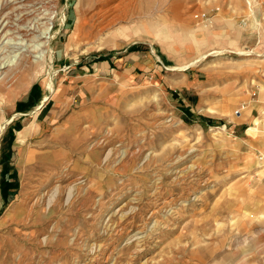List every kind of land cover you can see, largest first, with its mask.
Wrapping results in <instances>:
<instances>
[{"label": "rangeland", "instance_id": "obj_1", "mask_svg": "<svg viewBox=\"0 0 264 264\" xmlns=\"http://www.w3.org/2000/svg\"><path fill=\"white\" fill-rule=\"evenodd\" d=\"M128 2L0 0V264H264V0Z\"/></svg>", "mask_w": 264, "mask_h": 264}, {"label": "bare ground", "instance_id": "obj_2", "mask_svg": "<svg viewBox=\"0 0 264 264\" xmlns=\"http://www.w3.org/2000/svg\"><path fill=\"white\" fill-rule=\"evenodd\" d=\"M78 3L83 4V0H78ZM84 3H85V5L87 7H86V11L83 10V12H85V15L83 16V21H79L78 22L77 27H76V29L74 31V37L76 36V38H78L79 36L80 37L81 36L82 37L83 36L86 37V36L90 35L92 33L93 29H95L97 31H100V32L104 31L110 24H112V23H114L116 21H119L122 17H125L127 15L126 11H128V9H131V7L129 6V2L127 3V0H84ZM136 8H137V6L135 7V10H136ZM193 11H194L193 12L194 15H198L199 14L197 8L195 10H193ZM148 13L150 14V12H148ZM189 13H190V11H189ZM37 30H38V36H40L42 38H39V41H38L39 44H40L41 49L38 52V56L35 57L36 58L35 61H32V57H31L30 52H29L28 49H25V50L21 49V53L18 55V57H14L15 58V63L10 65V66H6L5 70L3 71L4 73H2V72L0 73V74H3L0 77V83L4 82L3 81L4 79L5 80L8 79V77H9L8 76V72L13 67L22 69L21 72H25V71H28L27 69L31 65H33V63H35L37 65H40V64H43L45 62L46 55L51 53V49L48 46V44L50 43V35L49 36H46V35L43 36V33H48L47 30L40 31V32H39V28H37ZM35 31H36V29L33 28L30 32H29V29H28V30H26L24 32H21L19 34L22 35V37H26V36H30L31 33H34ZM74 37L72 36V38H74ZM39 44H37V46H39ZM244 53L245 52H242L241 54H244ZM17 73H18V71H17ZM20 74L19 75L16 74L17 76L15 75V77L19 76L21 78L22 74L21 75ZM32 74H33V71H32ZM16 80H18V78ZM19 80L20 81H18V83H16L14 85V88H16L17 86H19L21 84L22 79H19ZM9 81L11 82V80H9ZM23 82H25V81H23ZM5 83H7V81H5ZM11 86H13V84ZM21 87H23V86H21ZM9 88H10V86H9ZM1 89L3 90V87ZM4 89H5V87H4ZM11 89H8V90H11ZM5 90H7V88ZM5 92H7V91H5ZM9 93H11V92H9ZM15 96H14V98H15ZM11 98H12V96H11ZM45 98L38 105V107H37L38 109L46 101ZM0 99H2V98H0ZM5 99L8 100L7 98H4V100ZM9 99H10V96H9ZM255 121H256V123H258V122L263 121V120L260 119L259 121L258 120H255ZM6 123H7V119H5L4 121H1V123H0V134L2 133ZM258 129H259V127H257V126L248 129V131H247L248 137H251V138L253 137V139H257L258 138V134H259L258 133L259 132ZM137 156H139V155H137ZM162 203L164 204V201H162ZM150 246H152V245H150Z\"/></svg>", "mask_w": 264, "mask_h": 264}, {"label": "crops", "instance_id": "obj_3", "mask_svg": "<svg viewBox=\"0 0 264 264\" xmlns=\"http://www.w3.org/2000/svg\"><path fill=\"white\" fill-rule=\"evenodd\" d=\"M43 109H44V108H42V109L38 112V116H39V113H41V111H43ZM44 118H45V115L43 116L42 119H44ZM248 123H249V121H243V122H240L239 124L245 127L246 124H248ZM246 128H247V127H246Z\"/></svg>", "mask_w": 264, "mask_h": 264}, {"label": "built area", "instance_id": "obj_4", "mask_svg": "<svg viewBox=\"0 0 264 264\" xmlns=\"http://www.w3.org/2000/svg\"><path fill=\"white\" fill-rule=\"evenodd\" d=\"M236 113H238V111H236Z\"/></svg>", "mask_w": 264, "mask_h": 264}]
</instances>
